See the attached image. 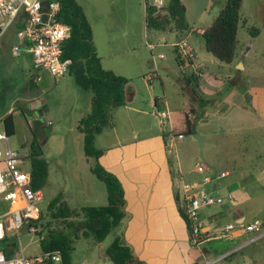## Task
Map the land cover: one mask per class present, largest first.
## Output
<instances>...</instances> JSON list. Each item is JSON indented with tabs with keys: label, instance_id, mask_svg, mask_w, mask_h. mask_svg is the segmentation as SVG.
I'll use <instances>...</instances> for the list:
<instances>
[{
	"label": "rangeland",
	"instance_id": "1",
	"mask_svg": "<svg viewBox=\"0 0 264 264\" xmlns=\"http://www.w3.org/2000/svg\"><path fill=\"white\" fill-rule=\"evenodd\" d=\"M171 1L80 0L86 7L91 6L92 11H97L95 15L99 16L93 20L98 21L99 24L97 41L104 65L106 67L111 66L119 72L130 74L129 76L133 78L131 82L140 94L154 93L164 97L165 91L172 109H178L184 99L190 101L188 91L192 85L189 84V78H186L180 69L177 54L172 46L181 37H178L179 34L174 30L162 33L151 30L146 25L147 5L168 8ZM190 1L200 6L205 0ZM190 11L192 15L194 10L191 9ZM218 15L219 13H216L213 18H217ZM241 15L243 21L239 26L237 55L238 58L244 60L245 69L242 66V60L237 63L236 59L232 64H225L215 59L207 52L202 34L196 33L192 40H189L193 43L198 55V63L204 64L205 70L208 72L207 76L210 75L223 82V86L220 88L222 91L218 96L220 98H227L230 97L231 93L239 92L245 85L250 84L251 80L255 86L264 84V0H243ZM204 21L197 23V27L207 29L211 23L207 24ZM252 28L260 30V35L257 38L250 36ZM186 36L183 35V37ZM150 44L154 45L153 50H151ZM0 50V115L3 116L5 112L11 109L14 111L17 130L16 134L10 138L13 148L22 151L28 149L34 136V127L32 128L33 122L30 114H22L18 108L32 93L30 94L31 91L28 93L22 91L24 88L23 76L21 77L22 73L20 74L16 68V61L12 56L11 49L7 47V43L5 48L0 44ZM153 64H156V71H153L155 70L152 67ZM132 66L135 67L134 70H132ZM44 71L47 74L49 72L48 70ZM199 73L200 70H198ZM8 74L12 80L4 84L3 80H6L5 77ZM196 77L198 76L196 75ZM73 83L75 84L74 79L70 75L57 82L49 79L48 87H45L47 90L42 89L44 94L38 89L35 91L46 102L45 108L53 114L54 123L45 126L44 132L42 130L38 135L44 157L50 167V176L42 190L43 199L39 205V209L45 217L44 225L50 223L49 228H43V235L53 229H67L65 222L53 220L47 210L49 203L59 194H62L63 199L70 206L78 207L79 209L76 208V210H80L82 207L92 206L101 189L102 192L106 191L105 184L90 171L93 161L85 155L83 136L75 127L78 124L76 120L80 113L74 109L76 104L75 97L72 96ZM195 90L197 91L198 87ZM16 97H19V105L14 101ZM231 108L232 104L227 99L224 101L223 98L220 100V104L210 106L206 111V116L209 117L208 124L197 123L203 118L201 111H204V108H198L197 119L193 123L194 134H186L185 139L180 142L172 141L173 137L165 125L158 126V131H156L159 119L157 120L154 115L152 118L142 116L143 123L148 129L138 127V131L142 132L141 135L148 134L147 132H153L152 134L163 132L177 172L180 170L178 168L180 164L183 181L178 179L179 191L182 183L200 182L202 180V173H199L195 168L199 163L218 171L232 170L230 169L229 158L237 156L241 151L236 148L237 142H245L247 139L248 142L253 141L259 133H264V130L254 127L255 122L247 119L234 121L217 119V114H221L224 110L225 113ZM192 112L194 113V111ZM165 124L168 126L167 121ZM149 128L151 129L149 130ZM2 132L3 123L0 121V133ZM131 132L135 133L136 131L129 130V133ZM196 135H200L204 140L203 151H201L200 142ZM98 146L100 147L99 144ZM250 147L252 148V146ZM250 147L248 146L246 149L250 150ZM260 149L264 150L263 148ZM248 155L254 156L253 152L250 151ZM24 168L29 171L28 164ZM251 173L253 177L240 180V188L243 190L237 191L236 189L232 199L237 200L240 207L247 210L248 221L258 219L263 222L264 186L262 182H258L257 168L253 169ZM245 189H247L246 192ZM223 195L226 197L227 208L235 203L232 199L230 200L226 193ZM180 197H182L181 191ZM219 209L220 207L215 208V210ZM229 209L224 210L225 215L220 220V226H224L230 220ZM72 219L71 221L79 222L81 217ZM70 232L75 239L72 253L73 264H112L106 256V250L117 236L116 229L112 230L101 243L92 237H84V230H78V232L71 230ZM255 234H247L234 242L216 241L209 246L219 250V253H225L227 250L230 251L249 241ZM19 238L25 255L35 256L42 252L38 234L30 233L28 228H23L19 233ZM19 238L15 236L9 240L18 245ZM218 264H264V237L246 245Z\"/></svg>",
	"mask_w": 264,
	"mask_h": 264
},
{
	"label": "crops",
	"instance_id": "2",
	"mask_svg": "<svg viewBox=\"0 0 264 264\" xmlns=\"http://www.w3.org/2000/svg\"><path fill=\"white\" fill-rule=\"evenodd\" d=\"M41 1L45 5H47L46 3L48 2H56V0ZM77 2L84 9L93 28L94 44L103 68L132 80L133 78L129 76L130 74L119 72L111 68V66L106 67L104 65L103 56L100 53L97 41L99 24L98 21L95 22L93 20L99 17L95 15L97 11H92L93 8L91 6L86 7L80 0H77ZM182 2L186 7V22L189 26V30L182 35L178 33V37H181L179 41L183 39L191 41L194 34H203L206 30L197 27V23L203 22L204 20H206L204 22L207 24L212 23V21L216 19L213 18L214 15L221 11L227 0H205L200 6L190 0H182ZM160 9L165 11L167 8L161 7ZM191 9L194 10L192 15ZM25 22L26 19H23V13H20L6 33L0 36V44L5 48L7 43V47L12 51V56L16 61V68L20 74L22 73L21 77L23 76L24 88L22 91L26 93L31 91L30 94L32 93L26 98L24 103H20L21 105H19V97L14 99L19 105L18 110L22 114L29 113L31 121L33 122L32 128L35 123H39L40 132L42 130L44 132L43 128H45V126L50 125V123L51 125L54 124L53 114L45 108L46 102L38 95V92L35 93V91L38 89V91H42V94H44V90L42 89H45V91L47 90L45 87H48L49 79L55 80L56 82L59 80L53 79L54 77H52L49 72L48 74L50 75H48L47 72L44 71L45 69L35 66L30 44L23 41L18 36ZM183 35L187 36L183 37ZM178 42H174L172 46L174 47ZM189 43L195 51L193 43ZM150 46L154 45L150 44ZM15 49H18L17 52H15ZM241 60L242 59L238 58V55H236L234 62L236 61L238 63ZM178 64L183 74L186 75V78H191L193 74L198 76V81L192 84L188 91L190 93V101L184 99L180 108L172 109L165 91L164 97L157 96L154 93H149L148 95L140 94L131 82V92L129 93L127 104L112 111L111 119L113 121L111 120V126L96 137V145L98 146L99 144L100 147L98 146V148L103 150V155L99 158V163L108 172L114 174L119 179L125 192L127 215L120 228L117 229V236H121L133 249L137 258L145 264H204L209 260L221 259L220 261H222L230 257L233 253L240 251L246 245L257 241L256 239L258 236L253 233L255 235L247 241L248 243L244 242V244L230 251L227 250L229 253L225 252L226 254L219 253V250L209 246L216 241L228 240L234 242L247 234H252L242 233L241 231L227 233L225 227L229 224L251 223L254 221H248L246 214L247 210L241 208L237 200H233L232 198L234 197V191L236 189L237 191L243 190L240 188V180L253 177L251 172L255 168H257L258 171V182H262L264 186V150L260 149H264V133H259L253 141L248 142L247 139L245 142H237L236 148L241 151H239L237 156L229 158V162L231 163L230 169L232 170L227 169L218 171L201 164L205 168V172L202 173V180L206 176L216 177L220 176L222 173H226L227 175L217 180L214 184L204 187L206 192L221 196L224 199V203L219 206V210H215L216 207H203L201 209L200 217L203 223L202 233L205 238L200 245L195 246L191 243L187 223L181 216L179 210L178 198L181 204H183L179 187L177 186L178 179H183L180 164L178 165L180 170L177 172L173 159L169 154L167 139L163 132L161 134L159 132L155 134H152L153 132H147L148 134L144 133V135H141L142 132L138 131V127H140V129L146 127L143 123L142 116H149L152 118L154 115L157 120L159 119L158 123L156 121L158 124L156 131H158V126L163 125V123L157 111L161 112L166 109L170 113L174 131L176 129L180 133H183L186 126L187 114H190V120L194 123L195 119H197V109L204 108V111H201L203 112V118L197 123L208 124L209 117L206 116V111L213 104H220V100L223 98L224 101L227 99V101L232 104V108L225 113L224 110L221 114H217V119H220V121L247 119L255 122L254 127L263 131L264 84L255 86L253 80H251L250 84L245 85L239 92H233L230 97L227 98H220L218 96L222 91L220 88L223 86V82L214 79L210 75L207 76L208 72L205 70L204 64H200L197 61V64L200 66L198 69L200 70L199 74H196L194 69L191 68L183 69L179 61ZM155 66L156 64H153L152 67L155 68L153 71L157 70ZM242 66L244 69L246 68L244 60H242ZM134 69L135 67L132 66V70ZM67 76H69V74ZM67 76L62 78V80ZM5 78L6 80H3L4 84L12 80L10 74L6 75ZM196 84H198L197 91L194 86ZM72 92L76 104L74 109L80 113L76 120L79 122L91 113L94 95L90 91L82 90L76 83L72 85ZM12 111L11 109L5 112L3 116L0 115V121L3 123L4 118L12 114L15 120L16 134L17 122L14 111ZM192 111H194V113ZM75 127L77 128V125ZM150 129L151 128H149V130ZM129 130L136 132L129 133ZM222 130L224 129L222 128ZM2 133H6L4 124ZM248 146H252V148L250 147V150H247L246 148ZM249 151L253 152L254 156H249ZM202 180L200 182L191 183L201 184ZM246 190L247 189L244 191L246 192ZM224 193H226L230 200L232 199L233 202H235L228 208L226 197L224 195L222 196ZM97 195L99 196L95 197L92 206L99 207L106 205L108 202L107 189L103 192L101 189ZM72 208L79 209L78 207ZM228 209L230 212V220L224 226H220V220L225 215L224 210ZM262 223L264 224V221Z\"/></svg>",
	"mask_w": 264,
	"mask_h": 264
},
{
	"label": "trees",
	"instance_id": "3",
	"mask_svg": "<svg viewBox=\"0 0 264 264\" xmlns=\"http://www.w3.org/2000/svg\"><path fill=\"white\" fill-rule=\"evenodd\" d=\"M56 2L60 4L57 20L66 25L70 31V37L63 44V60L71 61L68 74L73 77L79 88L90 91L94 95L92 111L78 122L77 130L83 136L85 155L93 161L92 174L106 186L108 202L104 206H87L76 210L69 206L62 194H59L49 203L47 210L53 220L65 222L67 229L49 230L46 235H43V228H49L50 223L44 225L45 217L42 212L40 217L28 223L27 227L34 225L40 228V232L37 234L40 236L42 252L61 251L63 264H73L72 253L75 239L71 235V230L72 232L84 230V237H92L101 243L112 230L120 228L127 215L123 186L114 174L108 172L99 163L103 150L96 146V137L111 126L112 111L127 104L131 92V80L103 68L94 44L93 28L77 0H56ZM242 6L243 0H227L217 18L202 34L207 52L225 64H232L237 55L239 26L243 21ZM146 11V25L151 30L162 33L174 30L181 35L189 30L186 23V7L182 0H172L165 11L156 5H147ZM23 19H27L26 13H23ZM259 35V29H251L250 36L252 38H257ZM177 58L181 64L180 58ZM197 81L198 77L195 74L189 78V84H194ZM194 86L198 87V84ZM3 124L9 137L15 135V120L12 114L4 118ZM185 125L183 133L175 129L176 134H194L190 114L186 115ZM39 126V123H35L34 138L28 147L30 151L29 172L35 191H42L50 176L49 163L44 157L42 146L38 140ZM178 202L180 214L187 223L192 239V224L179 198ZM8 208L7 202L0 201V213L7 211ZM78 217H81L79 222L71 221L72 218ZM1 248L6 251L9 257L13 255V242L10 240L4 241ZM106 256L112 264H145L137 258L133 249L121 236H117L112 242L106 250Z\"/></svg>",
	"mask_w": 264,
	"mask_h": 264
},
{
	"label": "built area",
	"instance_id": "4",
	"mask_svg": "<svg viewBox=\"0 0 264 264\" xmlns=\"http://www.w3.org/2000/svg\"><path fill=\"white\" fill-rule=\"evenodd\" d=\"M60 11L59 2L45 5L41 0H0V36L10 28L20 13H26L27 19L18 36L30 44L35 66L48 70L56 80L64 78L69 73L71 61L63 60V44L70 37L69 28L57 20ZM47 19L44 20V16ZM154 49V46H151ZM177 57L181 60L183 69H194L198 74L197 55L188 40L183 39L174 45ZM18 49H15L17 52ZM163 57V56H161ZM157 113L162 118L163 125L167 121L172 141H183V134H176L171 123L170 113L165 109ZM30 158L29 149L22 151L13 148L11 138L6 133H0V200L9 204V209L0 213V264H63L61 251L51 250L35 256H27L20 242L19 233L28 223L37 220L41 215L39 205L42 202V191H35L29 171L25 170ZM197 171L205 172L203 165H197ZM206 176L201 184L182 183L183 207L192 224L193 236L191 243L200 245L203 240L200 211L203 207H219L224 199L205 191V186L214 184L226 177ZM33 234L40 232L37 226L27 227ZM227 233L241 231L256 233L259 240L264 237V224L260 220L251 223L229 224L225 227ZM17 236L19 244L13 242V255L9 257L1 248L4 241ZM221 259L209 260L204 264H217Z\"/></svg>",
	"mask_w": 264,
	"mask_h": 264
},
{
	"label": "water",
	"instance_id": "5",
	"mask_svg": "<svg viewBox=\"0 0 264 264\" xmlns=\"http://www.w3.org/2000/svg\"><path fill=\"white\" fill-rule=\"evenodd\" d=\"M47 19V16L45 15L44 16V20H46ZM196 138L199 140V142H200V148H201V151H203V147H204V140H203V138L200 136V135H196Z\"/></svg>",
	"mask_w": 264,
	"mask_h": 264
}]
</instances>
